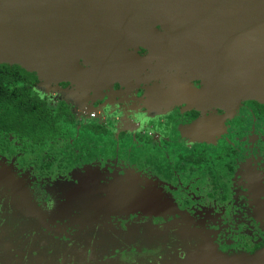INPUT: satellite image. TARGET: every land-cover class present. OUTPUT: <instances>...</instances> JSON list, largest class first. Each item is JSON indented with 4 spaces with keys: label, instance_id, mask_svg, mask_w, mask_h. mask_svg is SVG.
Instances as JSON below:
<instances>
[{
    "label": "rangeland",
    "instance_id": "obj_1",
    "mask_svg": "<svg viewBox=\"0 0 264 264\" xmlns=\"http://www.w3.org/2000/svg\"><path fill=\"white\" fill-rule=\"evenodd\" d=\"M83 67L74 59L70 74L62 75L52 66L50 74L38 75L33 92L52 109L65 100L77 126L100 122L114 136L126 131L117 153L149 151L151 145L136 142L135 135L152 139L166 155L167 147L177 152L226 140L237 151L228 197L223 202L212 198L206 179L185 173L176 174L171 184L161 183L120 155L60 168L59 159L47 160V147L1 137L0 264H264V247L252 255L242 252L255 235H264V124L236 105L228 113H203L176 135L169 129L171 114L157 115L154 125L139 130L134 123L143 121L133 114L134 88L108 98L113 82L107 77L105 101L94 109V87L82 90V73L89 79L98 72L95 66ZM152 68L149 74L159 73ZM82 112L97 116L88 122L79 117ZM234 119L243 125L236 127ZM65 143L58 140L54 147L62 149Z\"/></svg>",
    "mask_w": 264,
    "mask_h": 264
},
{
    "label": "water",
    "instance_id": "obj_2",
    "mask_svg": "<svg viewBox=\"0 0 264 264\" xmlns=\"http://www.w3.org/2000/svg\"><path fill=\"white\" fill-rule=\"evenodd\" d=\"M123 3L131 8L130 0ZM132 5L130 18L112 25L83 8L92 6L88 0H0V64L44 76L57 66L67 75L70 62L83 58L106 73L127 44L166 15V42L173 52L168 58L181 57L184 43L195 44L196 52L203 39L214 41L213 65L201 70L216 75L232 103L264 104V0H132Z\"/></svg>",
    "mask_w": 264,
    "mask_h": 264
},
{
    "label": "flooded vegetation",
    "instance_id": "obj_3",
    "mask_svg": "<svg viewBox=\"0 0 264 264\" xmlns=\"http://www.w3.org/2000/svg\"><path fill=\"white\" fill-rule=\"evenodd\" d=\"M119 0H88L92 6H84L83 8L88 12H98L102 19L109 18L112 25L126 22L132 12L131 8ZM124 4V5H123ZM168 19H159V23L147 34L142 36L139 40L129 43L125 48L113 58L109 65L108 72L104 73L102 66L96 65L95 72H98L96 78H87L86 72L82 73V90L90 85L94 88V109H98L105 101L103 95L104 79L111 77L113 89L107 93L108 98L112 99L119 96L122 89L133 87L135 91V98L132 106L135 108L133 114L136 118L141 117L143 122L134 123V125H141V129H146L151 124H155L154 118L157 115L171 114L169 120L170 132L175 134L180 127H187L192 123L201 119L203 113L210 112L228 113L236 105L245 109L247 114L254 120L264 124V120L255 115V112L260 111L262 103L251 100H243L232 103L230 98L225 96L223 90H219L220 82L217 81L215 74L204 73L201 69L208 68L206 59L202 58L200 50L195 52L194 46L191 43H184L181 57L167 58L172 52L170 45H167L165 29L167 28ZM166 24V27H165ZM158 41V42H157ZM134 43V45H133ZM136 44V45H135ZM176 48L179 44L172 43ZM199 47V44H197ZM170 52V53H169ZM197 55L196 57L194 55ZM173 53V52H172ZM125 54L128 56L127 61H120L121 56ZM82 61V70H86V65L91 66L92 63L86 59H79ZM90 64V65H89ZM159 70V73L154 68ZM201 71L198 74L189 72L190 69ZM194 70V71H195ZM36 77V83L31 87V93L46 104V109L50 111V115L54 116L60 104L64 105L68 112L73 116L72 126H66L65 130L52 140H46L43 143L36 144L30 141L25 136H20L14 132H0L1 137L13 135L21 141H26L29 145L39 148L47 147V160L59 159L60 168L72 169L75 165H90L98 159L111 158L120 155L119 157L125 159L131 166L139 170H148L153 177L165 184H171L176 181V174H187L196 179H206L211 188V197L221 202L228 197V185L234 175L233 161L236 157V149L226 140H222L216 147H208L206 142H199L190 150H183L175 152L172 148L167 147V154L156 147L152 139L147 137H140L135 135L136 142L142 145H151L147 152H137L134 148H124L120 153L123 141L127 138L126 131H119L114 136L110 133L108 126L103 123H87L84 122L77 126V120L73 112L67 106L65 100L59 102L55 109L48 106L46 101L36 95L33 90L34 86L38 84V74L32 72ZM148 73V77L145 76ZM142 77V81L136 82L137 77ZM107 80V79H106ZM89 82H91L89 84ZM107 98V99H108ZM168 111V112H167ZM81 112V111H79ZM78 112V113H79ZM77 113V116L79 115ZM82 112L79 117L92 122L97 116L95 113H89L87 116ZM79 118V119H81ZM117 120V119H116ZM157 120H159L157 118ZM140 123V124H139ZM233 125L239 127L243 125L241 119L232 121ZM86 126H93L98 128L97 135L91 141L88 140V129L82 130ZM151 127V125H150ZM138 128V127H137ZM82 130V132H81ZM180 133V131H179ZM176 135V134H175ZM175 138L178 137L174 136ZM58 140H63L66 143L64 148L56 149L54 145ZM3 142L0 140V148ZM165 145V143H163ZM167 146V145H166ZM264 151V143L262 145ZM192 156L194 160L199 161L198 165H191L186 162H179L176 164L178 157L189 158ZM149 157H155L158 160H163L170 169V176H163L161 173L155 172L149 163ZM191 158V157H190ZM204 161L200 167V162ZM62 164V165H61ZM49 161L44 164V168H50ZM178 166H183V169H177ZM218 194V196H217ZM264 247V235H255L249 245H246L243 253L247 255L254 254Z\"/></svg>",
    "mask_w": 264,
    "mask_h": 264
},
{
    "label": "trees",
    "instance_id": "obj_4",
    "mask_svg": "<svg viewBox=\"0 0 264 264\" xmlns=\"http://www.w3.org/2000/svg\"><path fill=\"white\" fill-rule=\"evenodd\" d=\"M36 83V77L32 72H27L17 65L0 64V132H14L27 137L36 144L46 140H52L62 133L66 126H72L73 116L66 107L60 104L54 116L46 109V104L31 93V87ZM255 115L264 120V106ZM88 140L91 141L97 135V129L86 126ZM81 130V132H82ZM189 158H179V162L198 165L199 161ZM191 157V158H190ZM151 168L161 173L164 177L170 176L171 172L163 160L149 157ZM204 161L200 162V167ZM178 166L177 169H183Z\"/></svg>",
    "mask_w": 264,
    "mask_h": 264
},
{
    "label": "crops",
    "instance_id": "obj_5",
    "mask_svg": "<svg viewBox=\"0 0 264 264\" xmlns=\"http://www.w3.org/2000/svg\"><path fill=\"white\" fill-rule=\"evenodd\" d=\"M120 1V0H119ZM121 2V1H120ZM122 3H123V0H122ZM125 3V2H124ZM124 5V4H123ZM165 27H166V24H165ZM208 30V31H207ZM206 31L209 33L210 31H209V29H207ZM202 39V38H201ZM215 46H216V44H215V42L214 41H206L205 42V40L203 39V41L202 42H200V44H199V50L201 51V53H202V58H205L206 59V63H202V64H205V65H207V67L209 66V65H213V64H211L210 63V59L211 58H209V53H210V50H213L214 48H215ZM169 56V55H168ZM168 58V57H167ZM191 71H189V72H193V73H199V72H201V71H196L195 69H193L192 70V68L190 69ZM195 70V71H194ZM204 73H207V72H204ZM218 89L219 90H222V88H221V86H218Z\"/></svg>",
    "mask_w": 264,
    "mask_h": 264
}]
</instances>
